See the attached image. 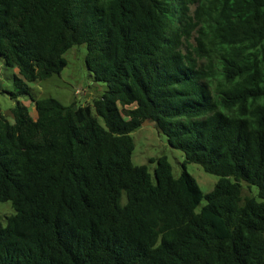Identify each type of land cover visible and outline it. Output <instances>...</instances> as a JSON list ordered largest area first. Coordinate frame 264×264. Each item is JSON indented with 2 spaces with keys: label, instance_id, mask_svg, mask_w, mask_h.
<instances>
[{
  "label": "trees",
  "instance_id": "trees-1",
  "mask_svg": "<svg viewBox=\"0 0 264 264\" xmlns=\"http://www.w3.org/2000/svg\"><path fill=\"white\" fill-rule=\"evenodd\" d=\"M80 44L102 96L36 98ZM0 56L37 111L0 115V264H264V0H0ZM148 124L212 191L133 163Z\"/></svg>",
  "mask_w": 264,
  "mask_h": 264
},
{
  "label": "rangeland",
  "instance_id": "rangeland-1",
  "mask_svg": "<svg viewBox=\"0 0 264 264\" xmlns=\"http://www.w3.org/2000/svg\"><path fill=\"white\" fill-rule=\"evenodd\" d=\"M88 48L86 44L75 45L65 53L67 66L59 74H54L46 80H38L30 83L33 88V95L36 98L54 97L63 104L76 107L93 104L102 96L107 85L104 82L96 81L94 74L87 68L86 57ZM19 74L18 69L8 66L0 56V115L2 114L11 122L15 117L13 108L17 100L29 106L33 116L37 115L35 103L28 95H20L17 99L12 96L14 92V75ZM100 121L104 123L103 119ZM135 143L133 152V163L135 165H146L155 178L157 160L160 157H167L173 167L175 177H179L186 168L198 181L203 192L206 194L212 191L219 180V176L207 172L198 163L185 164V156L182 150L172 147L167 136L152 124L142 125L131 133ZM244 195L254 196L259 199L258 187L243 183ZM206 204L202 201L197 211ZM16 209L12 201H0V216L4 225L10 215L15 214Z\"/></svg>",
  "mask_w": 264,
  "mask_h": 264
}]
</instances>
